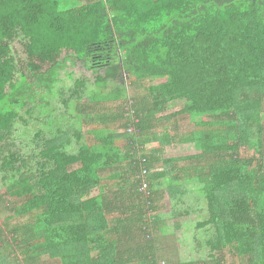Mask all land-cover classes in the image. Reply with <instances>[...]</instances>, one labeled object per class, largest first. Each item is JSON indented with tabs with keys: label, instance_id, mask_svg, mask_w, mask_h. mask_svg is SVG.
I'll list each match as a JSON object with an SVG mask.
<instances>
[{
	"label": "trees",
	"instance_id": "16d2710c",
	"mask_svg": "<svg viewBox=\"0 0 264 264\" xmlns=\"http://www.w3.org/2000/svg\"><path fill=\"white\" fill-rule=\"evenodd\" d=\"M71 56L95 75L87 101L85 79L70 91L84 142L69 153L67 130L36 131L30 165L7 142L19 92L52 93ZM176 100L184 107L165 114ZM181 114L192 129L176 139L165 122ZM175 141L195 153L163 157ZM0 143V264H264V0H0ZM189 179L207 209L197 227L214 229L210 259L160 263L156 203Z\"/></svg>",
	"mask_w": 264,
	"mask_h": 264
},
{
	"label": "rangeland",
	"instance_id": "374dc122",
	"mask_svg": "<svg viewBox=\"0 0 264 264\" xmlns=\"http://www.w3.org/2000/svg\"><path fill=\"white\" fill-rule=\"evenodd\" d=\"M23 38V36H20L10 42L15 60L22 64V71L16 74L17 86L20 83L21 73L28 74L25 64L27 58L24 49L25 40ZM61 56L63 59L64 53ZM59 72V81L54 85L55 90L52 93L46 94L43 88L36 87L35 84H26L23 86L24 90L19 92L23 97L25 106L17 108L18 117L15 120L14 128L7 142H10V148L16 147L21 149L24 155L32 158L29 162L30 165L35 164L38 153L35 145L38 139L34 137L36 131H41L43 137H46L54 133L55 126L64 128V130L69 132L72 139L71 144L67 147V152L69 153H76L78 146L84 142V137L78 141L74 135L76 130L81 134L84 131L78 127L79 123L74 115L77 98L72 97L70 91L74 88L73 82L76 78L85 79L87 85L81 93V101H87L91 92L97 90L94 85L95 75L93 74V69L88 67L84 61H78L71 56L65 58ZM99 72L103 73V70ZM124 78L120 79L119 83L123 84L121 80L125 81ZM28 81H33V77H29ZM125 83V86H127V80ZM128 92L131 94V89ZM64 100L66 103H64ZM183 107L184 101L176 100L168 104L164 113H174ZM28 108L32 111H28ZM56 118L59 122L56 121ZM174 121L178 125L177 130L172 128ZM165 123L169 127L168 129H164V131L167 130L170 135L176 134V139L192 129V123L189 122L186 114L176 115ZM85 124L88 127H94V123ZM1 145L2 143H0ZM251 152L253 151L249 150L245 154L249 155ZM163 153V157L185 156L194 154L195 149L191 143H179L175 141L167 145ZM6 177L10 179V176L0 169V200H2L5 185L8 181ZM192 180L183 181L185 192L182 195L171 199L165 193H162L156 203L157 208L153 213L158 215L160 221H164V227L159 231V235L161 236V257L163 258L160 263L171 259L179 263H199L210 259V250L204 241L214 233V229L209 225L203 228L197 227V223L206 218L207 209L199 183ZM166 186H168L167 180L161 179L156 183L155 187L163 191ZM93 193L96 194L97 190L93 191ZM5 213L4 211H0V220L3 219ZM174 213L179 214L175 216ZM172 252L174 254L170 256L169 253Z\"/></svg>",
	"mask_w": 264,
	"mask_h": 264
}]
</instances>
